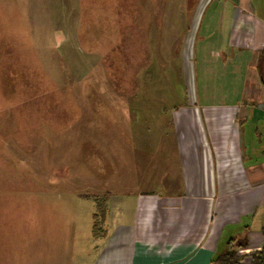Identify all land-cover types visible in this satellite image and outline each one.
I'll list each match as a JSON object with an SVG mask.
<instances>
[{
  "label": "rangeland",
  "instance_id": "1",
  "mask_svg": "<svg viewBox=\"0 0 264 264\" xmlns=\"http://www.w3.org/2000/svg\"><path fill=\"white\" fill-rule=\"evenodd\" d=\"M227 1L0 0V264H91L174 108L239 93Z\"/></svg>",
  "mask_w": 264,
  "mask_h": 264
},
{
  "label": "crops",
  "instance_id": "2",
  "mask_svg": "<svg viewBox=\"0 0 264 264\" xmlns=\"http://www.w3.org/2000/svg\"><path fill=\"white\" fill-rule=\"evenodd\" d=\"M251 3L228 0L222 32L202 38L238 64L239 93L174 108L166 154L137 161L146 187L114 197L91 264H215L231 240L245 238L244 254L264 246V22Z\"/></svg>",
  "mask_w": 264,
  "mask_h": 264
},
{
  "label": "trees",
  "instance_id": "3",
  "mask_svg": "<svg viewBox=\"0 0 264 264\" xmlns=\"http://www.w3.org/2000/svg\"><path fill=\"white\" fill-rule=\"evenodd\" d=\"M260 73L264 83V48L260 57ZM95 217H97V215H95ZM103 234L98 219H95L93 236L99 238L102 237ZM246 249H248V244H241L236 240H231L227 244L226 251L217 257L215 264H264V246L259 251L240 254L241 250Z\"/></svg>",
  "mask_w": 264,
  "mask_h": 264
},
{
  "label": "built area",
  "instance_id": "4",
  "mask_svg": "<svg viewBox=\"0 0 264 264\" xmlns=\"http://www.w3.org/2000/svg\"><path fill=\"white\" fill-rule=\"evenodd\" d=\"M244 253H245V250H241V251H240V254H244Z\"/></svg>",
  "mask_w": 264,
  "mask_h": 264
}]
</instances>
